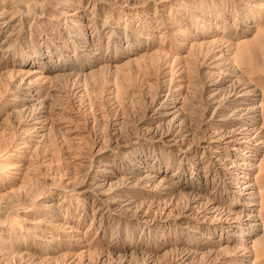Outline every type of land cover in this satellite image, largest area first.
Segmentation results:
<instances>
[{"label": "rangeland", "instance_id": "rangeland-1", "mask_svg": "<svg viewBox=\"0 0 264 264\" xmlns=\"http://www.w3.org/2000/svg\"><path fill=\"white\" fill-rule=\"evenodd\" d=\"M0 264H264V0H0Z\"/></svg>", "mask_w": 264, "mask_h": 264}, {"label": "bare ground", "instance_id": "bare-ground-1", "mask_svg": "<svg viewBox=\"0 0 264 264\" xmlns=\"http://www.w3.org/2000/svg\"><path fill=\"white\" fill-rule=\"evenodd\" d=\"M231 85H233V84H231ZM230 87H231V86H230ZM243 89H244V88H243ZM247 90H248V89H247ZM244 91H245V90H244ZM248 91H249V90H248ZM252 91H254V90H250L249 93L252 92ZM242 92H243V91H242ZM245 93H248V92L246 91V92H244V94H245ZM239 96H240V95H239ZM33 107H34V106H33ZM235 107H236V106H235ZM241 107H243V106H241ZM244 107H245V106H244ZM30 108H31V107H30ZM236 108H237V107H236ZM239 108H240V107H239ZM237 109H238V108H237ZM245 110H247L246 112L254 113V112L256 111V108H255L254 105H252V106L249 107V108H245ZM241 111H242V110H241ZM28 112H29V111H28ZM178 113H179V112H178ZM176 114H177V113H176ZM251 117H254V116H251ZM39 119H40V118H39ZM167 128H168V127H167ZM153 130H154V129H153ZM155 130H156V129H155ZM168 130H169V129H168ZM246 130H247V129H246ZM157 132H158V131H157ZM159 134H160V133H159ZM149 135H150V134H149ZM223 135H224V134H223ZM223 135H222V136H223ZM157 136H158V135H157ZM162 136H163V135H162ZM242 138H243V137H242ZM242 138H241V139H242ZM238 139H239V138H238ZM16 145H17V144H16ZM18 145H21V144H18ZM22 147H23V146H22ZM13 150H14V149H13ZM12 153H13V152H12ZM10 154H11V153H9L8 155L6 154L5 158L8 157V156H10ZM5 158H4V159H5ZM12 164H13V163H12ZM12 164H11V165H12ZM9 165H10V164H9ZM5 166H6V165H5ZM249 213H250V212H249ZM249 215H250V214H249ZM251 216H254V215H250V217H251ZM250 217H248V218H250ZM234 218H235V217H234ZM236 218H237V217H236ZM252 218H253V217H252ZM241 219H242V218H241ZM251 222H252V221H250V219H248V220H246L245 224H247V225H249L250 227H252V226H254V224H251ZM250 230H251V229H250Z\"/></svg>", "mask_w": 264, "mask_h": 264}]
</instances>
